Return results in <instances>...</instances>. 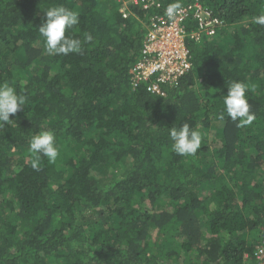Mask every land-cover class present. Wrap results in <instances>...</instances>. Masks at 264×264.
Instances as JSON below:
<instances>
[{
    "label": "trees",
    "instance_id": "16d2710c",
    "mask_svg": "<svg viewBox=\"0 0 264 264\" xmlns=\"http://www.w3.org/2000/svg\"><path fill=\"white\" fill-rule=\"evenodd\" d=\"M173 2L0 0V84L28 98L0 128V264L257 262L264 25L253 18L264 0H180L222 23L211 37H187L188 71L151 91L132 68ZM61 5L78 13L65 35L82 53L45 50L39 27ZM183 25L189 34L197 20ZM232 81L248 85L250 125L224 111ZM184 123L201 133L195 155L173 150L169 130ZM43 130L55 135L54 162L30 150Z\"/></svg>",
    "mask_w": 264,
    "mask_h": 264
},
{
    "label": "clouds",
    "instance_id": "9594fccd",
    "mask_svg": "<svg viewBox=\"0 0 264 264\" xmlns=\"http://www.w3.org/2000/svg\"><path fill=\"white\" fill-rule=\"evenodd\" d=\"M181 8L180 0H174L167 6L165 14L173 19L180 13ZM45 13V20L39 27V32L44 38L46 52L49 55L82 53V41L65 35L66 30L72 29L74 25L79 23L78 13L62 5L51 7ZM253 22L264 25V15L254 17ZM88 40H91L90 35L85 37V41ZM247 89L246 83L232 81L227 86V94L223 99L224 111L231 120H238V126L241 127L250 125L255 120V115L250 112V105L247 101ZM27 99L25 95L18 94L10 84H0V128L14 122L10 119V115L16 114L25 107ZM169 135L174 141V152L180 156L195 155L201 147V133L190 129L187 123L179 128H171ZM30 150L46 157L49 162H54L59 155L55 135L50 130H43L34 135L30 140Z\"/></svg>",
    "mask_w": 264,
    "mask_h": 264
},
{
    "label": "built area",
    "instance_id": "2783aa9c",
    "mask_svg": "<svg viewBox=\"0 0 264 264\" xmlns=\"http://www.w3.org/2000/svg\"><path fill=\"white\" fill-rule=\"evenodd\" d=\"M129 1L133 4L140 1L142 7H147L154 2V0ZM192 7L194 6L182 7L180 13L173 19L164 13L152 21L141 49L140 58L132 68L134 84L144 81L147 89L159 91L160 84L176 83L188 71L190 61L187 37L193 40H197L200 34L211 37L222 23L208 10H202L199 6H196V9ZM189 14L196 18L197 27L195 31L188 34L184 29L183 21ZM152 77L155 78L154 82L150 81ZM254 254L257 262L247 261L246 264H264V238L257 245V251Z\"/></svg>",
    "mask_w": 264,
    "mask_h": 264
}]
</instances>
